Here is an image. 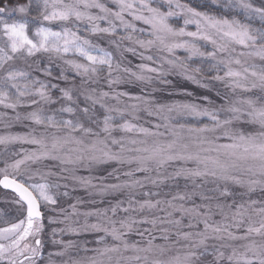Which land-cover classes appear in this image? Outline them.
<instances>
[{
  "label": "snow or ice",
  "instance_id": "1",
  "mask_svg": "<svg viewBox=\"0 0 264 264\" xmlns=\"http://www.w3.org/2000/svg\"><path fill=\"white\" fill-rule=\"evenodd\" d=\"M111 4L114 7L107 0H0V105L16 113L7 117L4 126L21 119L38 126L25 134H0V146H4L0 156L8 154L10 145L34 146L11 153L19 158L5 159L0 167V187L11 190V203L22 214L0 226V264H264V0L259 5L253 0H205L200 6L179 0H111ZM214 10L226 14L218 16ZM231 12L243 18L229 17ZM177 15L184 17L185 27L170 24ZM53 22H59V30L49 26ZM135 22L149 26L148 38L136 35L143 30ZM82 24L91 35L117 36L122 29L123 34L112 41L115 47L120 49L128 41L125 51L135 54L137 47L143 49L141 57L159 62L158 66L142 63L138 72L123 68L127 78L113 76L121 71L120 64L114 62L112 52L80 34ZM189 24L196 30L186 31ZM198 42L211 44L212 50L202 51ZM237 47L243 50L238 52ZM152 49L167 57L145 55ZM177 50L187 52L189 60L211 61L210 69L216 74L210 79L223 82L233 94L239 90L262 95H223L218 106L208 97L204 99L209 106L164 104L156 103L151 92L132 95L60 88L29 71L35 64L31 58L47 54L49 63L61 60L88 84L99 82L105 66L109 87L130 81L146 86L154 81L168 83L166 76L177 69L200 83L190 73H201V68L189 70L175 56ZM69 53L87 63L68 58ZM221 69L224 75H219ZM33 70L52 75L50 66ZM59 78L68 79L63 73ZM50 89H59L60 97L53 99ZM30 96L38 99L29 101ZM109 99L116 103L109 104ZM59 100L67 104L53 113L39 106ZM96 106L103 109L101 115L96 114ZM19 107L32 110L21 117ZM141 112L155 122L148 121L147 126L135 122ZM184 117L209 122L180 123L178 118ZM41 161L55 162L63 179L91 190L92 195L115 197L108 208L80 213L73 204L65 221L49 218V223L71 220L61 230L66 233L101 234L93 247L53 239L61 249L45 257L41 205H56L51 189L61 185L47 181V176L57 175L50 169L31 170L32 164ZM109 163L116 165L108 173L111 182L108 177L94 182L91 176L78 175L81 169L91 172ZM36 176L38 182H34ZM162 188L171 194L161 196ZM253 193L258 198H252ZM79 216L84 217L82 222L72 219ZM90 217L95 222H89ZM141 225L149 227L141 229ZM133 233L141 239L130 242L127 237ZM54 257L67 258L57 261Z\"/></svg>",
  "mask_w": 264,
  "mask_h": 264
},
{
  "label": "rangeland",
  "instance_id": "2",
  "mask_svg": "<svg viewBox=\"0 0 264 264\" xmlns=\"http://www.w3.org/2000/svg\"><path fill=\"white\" fill-rule=\"evenodd\" d=\"M108 4L110 7H114L111 4V0H107ZM180 2V1H179ZM181 3V2H180ZM175 10V9H174ZM94 12L96 10H93ZM128 19H131V17H126ZM173 21H179L181 26L180 27H176L175 25H173ZM170 24L174 27V28H182L185 27L184 25V17L181 15H177L174 18L170 19ZM101 26H107L104 22H100ZM136 23V27L138 29H142V32H138L136 33L137 36H139V38L144 39V38H148V34L150 32V28L148 25L143 24L142 22H135ZM32 26V25H30ZM51 27L54 28V30H59V22H53L51 25H49ZM33 27V26H32ZM80 34L83 36H86L87 38H89L94 44L98 45L99 47L104 48L106 51L112 52L113 54V58H114V62L115 63H119L121 66V71H114L113 72V76H121L123 78H127V74L123 73L122 69L127 67L129 69H131L132 71H136L138 72L140 69L138 67V65L140 64H147L149 66H158L157 62L156 64H154L152 61H147L144 60L140 53L144 52L143 49L140 48H136V53H132V52H127L124 49L126 47L129 46V42L128 41H124L121 44L120 49H117L115 47V45L112 43V41L117 40L119 35L123 34V30H119L118 31V35L117 36H108L106 34H96V35H91L87 30H86V26L85 25H80ZM186 31H195L196 27L194 24H189L186 26L185 28ZM201 50L204 52H208L212 50V45L211 44H207L205 42H198ZM243 49H240L239 47H237V51H242ZM115 53L118 56V59L115 57ZM154 55V56H166L167 57V53H159L157 52L156 49H152L151 52H146L145 55ZM73 57L77 60V62L80 63H87L86 61H84L82 58L69 53L68 58ZM176 57H179L181 61H184L187 65L189 70L194 69L196 67L201 68V73H190L192 75H195L196 78L200 81V83H195L192 80H189L186 78L185 74H182L180 70H172L170 75L166 76L167 81H169L168 83H158V82H153L152 85H145L141 82H136V81H130V82H121L120 84H116V85H112L111 87H109L108 85V76H107V70H106V66H105V70L101 71L99 73V82L98 83H84L85 78L81 77L79 75H77V73L75 72V70L71 69L69 66L65 65L61 60L59 59H53L51 61V63H49V59L47 54H38V58H31L35 60V64L33 65V69L40 67H51L52 70V75L50 77H46L43 76L40 72L34 71L33 69H29V71H32V75L33 77H39L40 79H44L47 82H50L51 84H57L59 85L60 88H64V87H75L78 90H83V89H96L97 93H99V91H117V92H129L132 95H144L147 94L148 92H151V96L154 99V101L156 103H164V104H172V103H196L199 104L201 106H209L208 105V100H205L204 97H208L214 105H220L222 103L221 100V96L223 95H228L229 97H240V98H244L247 96H258V95H262L259 92H253V93H246V92H242L237 90V92L235 94H233L231 92V90L225 86V84L223 82L220 81H212L210 79V77L212 75L216 74V70L215 69H210V64L211 61L204 59V58H200V57H195L192 58L191 60L188 59V53L183 51V50H177L175 53ZM168 58H174V57H168ZM257 64H260L261 62L259 61V59H255L254 61ZM199 64V65H197ZM21 67H24V65H20ZM165 68H168L169 66L167 64L164 65ZM234 68L238 67L236 65H233ZM224 69H221L219 71V75H224ZM67 72H73L76 74V79L75 80H71L69 78V80L65 81L62 78H59L61 73H63L65 76H67ZM206 73V74H205ZM175 76H177V78H182V79H186L187 81L192 82L193 85L199 87L200 89V93H198V97L196 98V100L199 101H195L193 100V102L191 101H170L168 99H166L165 97H163L161 95V93L164 92H168L169 88H172V79L176 78ZM202 84H207L208 87H203L201 86ZM129 85H133L134 88L128 87ZM183 92V91H180ZM217 92L220 93V96L217 95ZM50 94L53 97V99H58L60 97V92L59 89H50ZM170 94V93H169ZM74 95H76V93H74ZM186 96V94L184 95ZM32 99H38V97H28L27 100L31 101ZM122 99H126V98H122ZM78 102L81 104V106H83V104L85 103V101L83 100V97L80 96ZM109 104H115L116 102L114 100L109 99L107 101ZM62 104H67V101H63V100H59L58 103L56 104H50V105H39V106H43L46 112L49 113H53L56 112V110L62 105ZM33 107H37V106H33ZM32 109L29 107H19L16 111L19 112L21 114V117H23L24 115H26L29 111H31ZM96 114L97 115H101L103 113V109H100L99 106H96ZM16 113H14L11 109H5L2 105H0V116H3V118H0V134H6V133H13V134H25L27 133L31 128H36L38 126L33 125L30 121L28 120H24L21 119L20 121H11V126L10 127H5V122L7 121V117H14ZM66 118H71L68 117V114H64ZM139 116L141 117L140 120L135 121L137 123L140 124H146V122L148 121H152L155 122V118L153 117H147V115L143 112L139 113ZM180 123H186V124H191V125H195L198 126L200 124L203 123H208L209 121L207 120V118H203V119H197V118H192V117H184V118H178ZM115 135L119 136L120 133L117 132L115 133ZM34 146L32 145H27V144H14V145H10L8 146V154L7 155H3L0 156V167L4 166V160L7 159L9 162H11L13 159L15 158H19V157H14L11 155V153L13 152H23V151H29L33 148ZM0 153H4V146H0ZM55 162L52 161H41L37 164H32L31 170L36 171L39 170L41 173H43L46 170H51L54 173H57V175H52V176H47L46 179L49 183L52 184H56L59 183L61 185V187L59 188H53L51 189V191L53 193L56 194V199L58 197V194L64 190L67 191L69 196L73 195V202L71 205L76 204L77 205V210L80 213H83L85 211H91V210H95V209H103V208H108L110 207L112 204L115 203V197L112 195H107L104 197H100V196H96V195H92L91 190H85L82 186H80L78 183H75L71 180H65L62 178V175L60 173V169L58 166H54ZM116 167V165L109 163V164H104L101 166H98L96 168H94L91 172L81 169L80 172L78 173V175L84 176V177H89L91 176L94 180V182H99V179L102 177H108V173L112 171V169ZM40 180L39 176H36L35 181L34 182H38ZM107 182H111V178L108 177ZM180 186L181 189L183 188V184L184 181H180ZM64 184H67V187H63ZM59 189V190H58ZM1 191H3L0 188ZM161 196H165L170 195L171 193L169 192V190L167 188H162L161 190ZM238 191H243L241 189H238ZM8 193V192H6ZM14 194L12 193H8V194H3L0 192V226H3V223L5 220H9V221H14L16 217L21 216L22 218V214L19 212H16V205L14 203H11V198ZM259 194L258 193H253L252 194V198H258ZM121 198H125V197H121ZM153 199H155L156 197H152ZM101 200H103L104 202L101 203ZM78 201H80V203H77ZM68 205V203H66ZM71 205L67 206L65 208H63L61 211L55 209V205H41V208L43 210V214H44V223H49V218H52L56 221H65V216L69 213H71L72 209H71ZM70 210V212H69ZM124 213H118V216H124ZM217 219L219 217H216ZM72 219H78L81 222L83 221L84 217L83 216H79V217H72ZM89 222H95V217H90L88 218ZM66 223H71V220L66 221V222H57V223H50L52 224V239H56V240H63L64 242H67L68 238L70 235V233H66L61 231L62 229H64L66 227ZM45 225V224H44ZM141 229L143 228H148L149 225H141L139 226ZM46 226L44 227V231H45ZM55 230L56 235L55 237H53V231ZM43 231V233H44ZM43 233H42V240H43ZM84 234V233H82ZM80 234V235H82ZM96 237H98L100 234L99 233H95ZM157 236H159V233H156ZM147 238V235L146 237ZM51 239V240H52ZM127 239H129L130 242H135V241H139L141 239L140 236L136 235L135 233L129 235L127 237ZM86 242V241H85ZM92 242V241H90ZM94 242V241H93ZM110 242V241H109ZM157 242H161L159 239L157 240ZM54 244V243H53ZM54 246H61L59 244H54ZM94 243H89L88 247H93ZM46 245L44 244V248L43 251L45 250ZM45 257H47V255H45ZM67 257H54V259H56L57 261H60L62 259H66Z\"/></svg>",
  "mask_w": 264,
  "mask_h": 264
},
{
  "label": "trees",
  "instance_id": "3",
  "mask_svg": "<svg viewBox=\"0 0 264 264\" xmlns=\"http://www.w3.org/2000/svg\"><path fill=\"white\" fill-rule=\"evenodd\" d=\"M181 3H190L192 4L193 6H200L203 2H205V0H179ZM253 2L257 5H259L261 3V0H253ZM214 14L216 15H225L226 13H223V12H220L219 10H214ZM227 15H229V17L231 16H239L240 18H243L242 15L238 12H231V13H227ZM254 26H259V22L256 21V20H253L251 22ZM173 25H175L176 27H180L181 24L179 21H173ZM33 30V27L30 26V33L31 31ZM115 57L118 59V56L117 54L115 53ZM70 59H75L73 57H70ZM199 65V64H197ZM206 74V73H205ZM67 77L69 80V78L71 80H75L77 77H76V74L73 73V72H67ZM176 78L172 79V88H169L168 89V92L170 93H167V92H164V93H161V95L163 97H165L166 99L170 100V101H175V100H180V101H191L193 102V100L195 101H199V100H196V98L198 97V93H200V89L199 87L195 86L192 84V82L190 81H187L186 79H182V78H177V76H175ZM69 80V81H71ZM128 87L131 88H134L133 85H129ZM180 91H183V92H180ZM186 94V96H184ZM59 190V189H58ZM1 193L3 194H8L6 193L5 191H1ZM64 192L61 191L59 194H58V197H57V204L55 205V209L57 210H62L63 208L67 207V206H70L73 202V195H67V196H64L62 195V193ZM70 194V193H68ZM68 203V205L66 204ZM70 212V210H69ZM46 228H45V231L43 233V241H44V244L46 245L45 247V250H44V253L45 255H47L49 252H54V251H58L61 249V246H54V244L52 243V224L50 223H44ZM101 235V234H100ZM70 238V239H68ZM52 239V240H51ZM68 241L69 240H72V241H75L77 244L79 245H84L86 244L88 246L89 243H94L95 242V239H96V234L95 233H92V232H89V233H84L82 235H70L69 237H67ZM86 241V242H85ZM92 241V242H90ZM94 241V242H93ZM75 250H73V254H74ZM79 255H84V253H79Z\"/></svg>",
  "mask_w": 264,
  "mask_h": 264
},
{
  "label": "water",
  "instance_id": "4",
  "mask_svg": "<svg viewBox=\"0 0 264 264\" xmlns=\"http://www.w3.org/2000/svg\"><path fill=\"white\" fill-rule=\"evenodd\" d=\"M2 190H4V191H7V192H10L11 193V190H6V189H3L2 187H0ZM41 211H42V209H41Z\"/></svg>",
  "mask_w": 264,
  "mask_h": 264
},
{
  "label": "bare ground",
  "instance_id": "5",
  "mask_svg": "<svg viewBox=\"0 0 264 264\" xmlns=\"http://www.w3.org/2000/svg\"><path fill=\"white\" fill-rule=\"evenodd\" d=\"M4 191V190H3ZM5 192H7V191H5ZM8 193H10V192H8Z\"/></svg>",
  "mask_w": 264,
  "mask_h": 264
}]
</instances>
